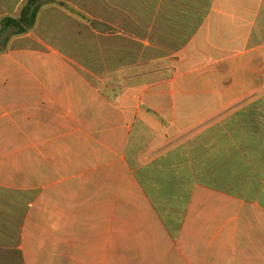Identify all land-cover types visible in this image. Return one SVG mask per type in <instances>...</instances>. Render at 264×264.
<instances>
[{"label": "crops", "instance_id": "crops-1", "mask_svg": "<svg viewBox=\"0 0 264 264\" xmlns=\"http://www.w3.org/2000/svg\"><path fill=\"white\" fill-rule=\"evenodd\" d=\"M7 31L0 264H264V0H41Z\"/></svg>", "mask_w": 264, "mask_h": 264}, {"label": "trees", "instance_id": "trees-1", "mask_svg": "<svg viewBox=\"0 0 264 264\" xmlns=\"http://www.w3.org/2000/svg\"><path fill=\"white\" fill-rule=\"evenodd\" d=\"M40 8L41 0H27L19 17L3 18L0 23V39L7 30H11L14 35H19L34 28Z\"/></svg>", "mask_w": 264, "mask_h": 264}, {"label": "rangeland", "instance_id": "rangeland-1", "mask_svg": "<svg viewBox=\"0 0 264 264\" xmlns=\"http://www.w3.org/2000/svg\"><path fill=\"white\" fill-rule=\"evenodd\" d=\"M10 36L11 35V32H9V31H7L5 34H4V36Z\"/></svg>", "mask_w": 264, "mask_h": 264}]
</instances>
